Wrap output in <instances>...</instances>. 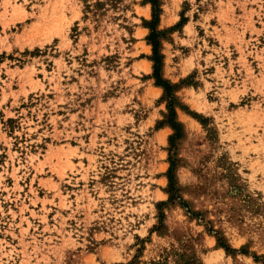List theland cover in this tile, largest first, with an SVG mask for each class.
I'll list each match as a JSON object with an SVG mask.
<instances>
[{
    "label": "rangeland",
    "instance_id": "374dc122",
    "mask_svg": "<svg viewBox=\"0 0 264 264\" xmlns=\"http://www.w3.org/2000/svg\"><path fill=\"white\" fill-rule=\"evenodd\" d=\"M158 9L173 144L149 0H0V264H264V0Z\"/></svg>",
    "mask_w": 264,
    "mask_h": 264
},
{
    "label": "trees",
    "instance_id": "16d2710c",
    "mask_svg": "<svg viewBox=\"0 0 264 264\" xmlns=\"http://www.w3.org/2000/svg\"><path fill=\"white\" fill-rule=\"evenodd\" d=\"M149 3L152 6V21L149 23L148 28L150 30L149 38L147 39L151 46H152V56L151 61L153 62V78L155 79V84L159 87H161L164 90V93L168 99V110H169V118L166 121V124H168L171 129L174 131L173 136L170 138L171 144L174 143V141L181 137V131L179 124L175 122V113L172 106V92H171V85L166 81L163 80L160 76V69H161V55L159 53V42H158V32L155 30V25L158 20V0H149ZM172 159H171V168L169 170V174L172 172ZM169 192L172 190V177H169Z\"/></svg>",
    "mask_w": 264,
    "mask_h": 264
}]
</instances>
